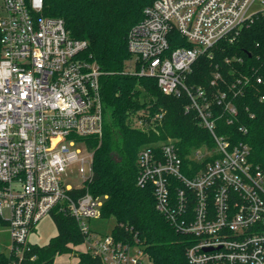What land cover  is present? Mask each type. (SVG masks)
I'll return each mask as SVG.
<instances>
[{
  "label": "built area",
  "instance_id": "2783aa9c",
  "mask_svg": "<svg viewBox=\"0 0 264 264\" xmlns=\"http://www.w3.org/2000/svg\"><path fill=\"white\" fill-rule=\"evenodd\" d=\"M258 1L264 4L155 0L128 34L133 71L155 77L166 94L187 95L186 109L197 111L212 134L213 147L190 155L201 167L185 165L175 139L145 144L138 152V185L150 186L157 209L178 232L194 237L186 251L191 264H264V171L250 161L248 143L217 133L215 117L216 108L223 109L233 123L234 98L249 79L228 81L215 72L209 88L188 83L200 55L222 39L234 41L245 25L264 16V10L249 14ZM173 41L189 46L172 49ZM86 47V40L72 38L64 19L44 14V0H0V229L11 237L9 252L3 251L7 264L22 263L33 227L53 211L75 218L85 235L81 251L102 264H144L145 258L153 264L139 244L89 227L103 204L87 189L94 173L89 141L102 138L106 114L102 73L82 56ZM130 118L139 129H154L164 111L142 109ZM74 170L80 185L69 181Z\"/></svg>",
  "mask_w": 264,
  "mask_h": 264
},
{
  "label": "trees",
  "instance_id": "16d2710c",
  "mask_svg": "<svg viewBox=\"0 0 264 264\" xmlns=\"http://www.w3.org/2000/svg\"><path fill=\"white\" fill-rule=\"evenodd\" d=\"M154 1L44 0V14L64 19L72 38L87 41L82 56L95 61L102 73L104 110L110 121L105 123L101 139L89 141L94 173L87 185L89 192L102 199L101 217L115 218L111 234L118 240L142 246L153 264H191L186 251L194 237L178 232L157 209L153 189L137 183L138 152L145 144L173 138L185 165L192 163L198 167L204 164L192 160V152L204 145H214L212 134L201 123L197 111L186 109L190 102L187 95L164 93L155 77L141 76L130 66L133 56L128 49L129 31ZM178 46L189 44L171 43L172 49ZM215 72L228 81L249 79L242 82L243 94L234 98L238 114L232 124L227 123L224 110L216 108L217 133L229 136L233 143H248L250 161L264 171L263 15L245 25L234 41L222 39L210 53L200 55L188 83L209 88ZM258 77L262 82L257 81ZM218 87L226 85L219 83ZM142 109L152 115L164 111V118L154 129H139L130 115ZM51 216L57 234L46 244L32 242L21 264H54L58 256L72 253L79 258V264H102L92 253L73 248L85 240L74 217L56 211ZM8 261L6 253L0 250V264Z\"/></svg>",
  "mask_w": 264,
  "mask_h": 264
},
{
  "label": "rangeland",
  "instance_id": "374dc122",
  "mask_svg": "<svg viewBox=\"0 0 264 264\" xmlns=\"http://www.w3.org/2000/svg\"><path fill=\"white\" fill-rule=\"evenodd\" d=\"M264 10V4L261 2H255L250 6L249 14ZM130 66L133 68L134 63L131 62ZM106 122L110 121V117L107 115L105 117ZM173 139V138H169ZM70 182L74 185L81 184V178L79 174L74 171H70ZM89 170H87V175ZM75 175V177H74ZM116 224L115 218H104L100 217L97 219H92L89 222V227L92 231L99 233V235L111 234ZM57 234V225L51 215H46L43 217L32 229L29 239L33 243L46 244L49 242L50 238ZM11 246L10 233L6 228L0 229V250L9 252ZM85 244L78 246L77 250H84ZM76 262L75 253L74 254H64L57 257L55 264H73ZM149 263V260L145 258L144 264Z\"/></svg>",
  "mask_w": 264,
  "mask_h": 264
},
{
  "label": "crops",
  "instance_id": "0c3cea01",
  "mask_svg": "<svg viewBox=\"0 0 264 264\" xmlns=\"http://www.w3.org/2000/svg\"><path fill=\"white\" fill-rule=\"evenodd\" d=\"M81 246V245H80ZM74 254V253H72ZM75 258H76V262H74L73 264H79V258L75 255ZM57 259V258H56ZM56 261V260H55ZM55 264V263H54Z\"/></svg>",
  "mask_w": 264,
  "mask_h": 264
}]
</instances>
